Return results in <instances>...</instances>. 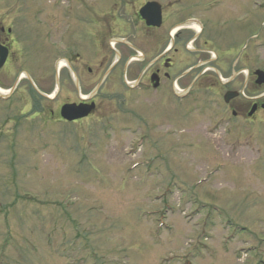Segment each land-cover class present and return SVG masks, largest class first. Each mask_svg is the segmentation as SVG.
I'll return each mask as SVG.
<instances>
[{
  "label": "rangeland",
  "instance_id": "obj_1",
  "mask_svg": "<svg viewBox=\"0 0 264 264\" xmlns=\"http://www.w3.org/2000/svg\"><path fill=\"white\" fill-rule=\"evenodd\" d=\"M159 1L173 3L167 22L209 8L220 19L217 28L236 29L241 43L248 37L260 47L253 68L264 71V0ZM66 3L0 0V25L11 29L34 82L27 107L0 106V264H264V116L229 124L237 134L223 127L210 134L211 123L225 117L210 91L222 75L200 77L209 90L200 92V109L188 120L175 115L171 99L166 109L155 103L158 95L129 96L111 72L99 82L115 92L98 98L95 116L58 120L61 100H75L56 97L52 66L56 51L65 53L57 36L65 30ZM124 14H115L123 23L113 39L140 29L134 12ZM113 39L96 45L95 62H124L127 51ZM242 76L240 93L264 92Z\"/></svg>",
  "mask_w": 264,
  "mask_h": 264
},
{
  "label": "flooded vegetation",
  "instance_id": "obj_2",
  "mask_svg": "<svg viewBox=\"0 0 264 264\" xmlns=\"http://www.w3.org/2000/svg\"><path fill=\"white\" fill-rule=\"evenodd\" d=\"M59 1L63 2V0ZM66 2L65 30L57 36L58 45L63 46L66 43L63 47L65 53L59 55L58 52L61 51H56L57 57L52 66L55 72L56 97L64 93L65 96H75V100H70L68 97L61 100L57 108V116L55 115L58 120L74 124L95 116L101 110L102 100L98 98L107 99L115 92L112 85H102V81L99 82L104 74L110 75L111 72L120 74L121 83L118 89L123 87V91L129 96L136 93L158 95L155 103H160V108L161 105L166 106V109H170L167 100H172L178 107L175 115L178 114L179 119L188 117V120L195 115L192 112L198 111L197 108L200 109L196 104L200 98L202 99L200 92L209 90V88H201L202 85L198 83L202 80L200 77H206L208 72L217 79L222 75L225 81L216 85L219 86L218 88H211L210 91L213 90L212 92L216 94L213 96L225 117L211 123L208 129L210 134L218 132L222 127L228 135L231 132L232 135L237 134V127L233 130L229 124L235 126L239 123L253 124L251 119L256 120L259 114L264 116V92L253 97L245 95L244 92L240 93L237 88L240 74L243 75L241 78L251 80L255 84V72L259 69H254L253 63L259 48H255L254 44L251 45L248 37H241L243 40L241 43L240 33L236 29L222 31V28H217L215 23L220 22V19L208 14L209 8H203L202 15L188 13L179 21L167 22L165 14L173 3L169 6V3L163 4L159 0H100V5L96 2L85 3L83 0L82 9L78 8L79 0H66ZM194 7L192 6V10ZM143 9L146 11L150 9L155 18V13H158L159 23L157 19L153 23L157 25H148L149 17L144 18L140 14ZM129 10L138 18L140 29H137L131 38L129 35L125 40L119 36L120 38L114 40L111 36L123 23L121 16L115 14L120 11L125 15L124 13ZM59 11L62 13L61 9ZM189 11L190 9L184 8L181 10L185 13ZM78 16H81L80 20ZM137 33L140 35L138 36ZM13 38L11 29L1 24L0 106L8 108L15 101H20L24 108L28 106L29 92L33 89L34 82L30 71L24 68L27 64L24 61L20 62L21 46L17 45V50H14L17 41ZM111 39L115 44L126 49L124 62L121 64L122 57H118L107 65L109 59L106 56L95 62L91 57L97 54L93 51L96 45L100 48L107 43L109 46ZM244 42H246L245 46H243ZM78 47L82 48V51L79 50L80 53ZM148 47L153 48L152 51L155 50L156 56L149 55L151 51ZM158 47L162 48L160 53L157 52ZM146 48L149 51H145ZM191 59L193 63L190 62ZM183 64H188L186 69L183 68ZM238 64L241 68L235 71V66ZM16 65L21 68H16ZM198 69L197 77L191 78L192 72ZM128 72H131L130 75ZM11 80L12 84L9 85ZM95 80L97 82L94 86ZM263 86L264 84L257 87ZM37 93L45 99L51 98L38 91ZM64 106H75L86 110L88 115L73 122H66L61 117V108Z\"/></svg>",
  "mask_w": 264,
  "mask_h": 264
},
{
  "label": "water",
  "instance_id": "obj_3",
  "mask_svg": "<svg viewBox=\"0 0 264 264\" xmlns=\"http://www.w3.org/2000/svg\"><path fill=\"white\" fill-rule=\"evenodd\" d=\"M147 9V8H146ZM146 9H143L140 14L142 17H149L148 20V25H157V24H153L155 20L158 19V23H159V15L158 13H155L156 18L153 16V13L150 11V9L148 11H146ZM153 21V22H152ZM259 80L256 82V84L260 85L262 83H264V74H261L259 76ZM252 114V112L250 113V115ZM88 115V111L80 109V108H76L75 106H64L61 109V117L68 121H75V120H79L82 119L84 117H86Z\"/></svg>",
  "mask_w": 264,
  "mask_h": 264
}]
</instances>
